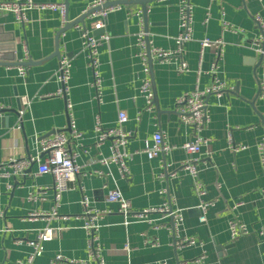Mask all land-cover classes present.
Here are the masks:
<instances>
[{"label": "crops", "instance_id": "0c3cea01", "mask_svg": "<svg viewBox=\"0 0 264 264\" xmlns=\"http://www.w3.org/2000/svg\"><path fill=\"white\" fill-rule=\"evenodd\" d=\"M34 1L38 5H66L69 23L80 20L93 2ZM191 3L193 39L181 51L188 71L180 73L175 65L151 61L152 112L146 110L140 94L144 74L137 57V34L140 30L147 33L150 50L178 49V0L122 4L108 15L105 29L94 32L95 36H109L99 49L101 101L92 86L93 72L78 28H91L89 17L68 27L57 41L64 28L59 11L34 8L27 11L25 20H17L12 13H0V104L5 107L0 112V164L37 157L39 139L60 131L70 136L71 123L83 134L80 141L69 143L78 154L81 173L75 183L69 184L57 207L55 178L39 174L38 162H33L24 174L15 175L7 168L8 175L0 177V264H60L54 262L57 255L96 264L90 261L83 228L84 195L93 209L105 211L98 223L106 264H180L203 253L205 264H264V237L260 235L264 230V165L258 150L264 142V98L259 97L264 54L253 47L262 35L254 18L258 15L264 19V0ZM138 11H142V20L136 15ZM224 21L235 30H224ZM206 38L224 42L222 60L213 48L202 50L201 42ZM62 55L72 63L66 96L57 95L61 83L56 75ZM21 60L28 70L24 78L17 70ZM217 63V77L227 91L221 98L207 97L208 121L202 133L207 145L202 149L199 166L207 194L202 200L194 190L192 176L181 169L191 158L183 146L192 137V130L180 122L176 101L197 85L202 89L211 86ZM25 99L32 102L20 119ZM120 112L128 116L124 128L132 133L125 147L128 176L121 174L118 165L101 162L111 156V142L101 146L95 143L97 122L114 128ZM156 132L163 133L165 142L173 147L165 163L161 158L149 159L143 151ZM172 172L176 177L170 176ZM115 188L132 203L134 211L162 206L170 195L174 208L180 209L184 218L178 235L165 228L155 230L140 221L124 225L118 204L107 200ZM202 201L213 203L205 223L199 220ZM54 208L56 217H30L33 213L51 214ZM151 217L162 226L172 222L158 214ZM234 220L246 224L250 234L233 239L230 225ZM48 227L55 231L52 240L45 242L42 254L29 262L34 251L29 242ZM187 238L197 243L179 248L177 241ZM154 242L159 246H150Z\"/></svg>", "mask_w": 264, "mask_h": 264}, {"label": "built area", "instance_id": "2783aa9c", "mask_svg": "<svg viewBox=\"0 0 264 264\" xmlns=\"http://www.w3.org/2000/svg\"><path fill=\"white\" fill-rule=\"evenodd\" d=\"M117 0H93L88 5L84 13L89 10L100 8L90 14L88 17L91 21V28L86 26H79L81 32V38L83 41V49L87 54L88 66L93 72L92 86L96 91V97L99 101L102 100L103 93V79L100 74V58L99 49L105 43L109 41V36L104 34L101 36H95L94 32L104 30L105 23L108 15L115 10L121 8L120 5L109 6L104 8L106 4L115 2ZM168 1V0H167ZM179 15H180V29L181 33L177 38L178 49L174 51H165L158 49H149V43L147 41V33L143 30L137 34V46L139 52L137 57L142 66L143 79L140 86V94L145 99L146 110L152 112L154 110L153 100L154 92L152 88V81L150 78V66L151 61L175 65L180 73L188 71V64L181 58L182 47L186 42L193 39V5L191 0H178ZM34 8L50 9L52 11L61 12L62 27H65L68 23L66 19V5L63 4H42L38 5L34 0H14L5 1L0 0V13H12L17 20H25L28 10ZM136 15L142 20V11H138ZM255 24L260 29L262 35L253 44L255 51L261 55L264 54V19L260 16H255ZM224 30H235L233 26L224 21ZM202 50L207 48H213L216 51V55L219 60H222L224 54V42L222 40H210L208 38L201 42ZM24 61H20L18 66V75L24 78L27 75V68L23 65ZM72 63L67 55H62L60 58V67L57 72V80L61 83V87L57 92L59 96H66L69 91L68 83L71 78ZM219 70L218 63L215 65L213 73H215L214 83L202 89L199 85L189 94H184L176 101V107L179 114V120L182 124L188 126L192 130V137L184 144L183 148L191 156L190 160L181 165V169L185 170L194 181V190L198 197L202 200L207 194L206 187L200 180V163L202 162L201 154L202 149L207 145V141L202 136L205 129V125L208 121V107L207 97L210 95H216L221 98L225 95L227 88L223 82L217 77ZM259 97L264 98V77L259 82ZM31 100L25 99L23 108L20 109L19 115L22 119L25 110L30 106ZM71 108V105L68 104ZM5 107L0 104V112ZM129 121L128 116L124 112L119 113L117 126L114 128H105L101 122L96 124V137L95 143L99 146L103 145L107 141H110L111 156L101 159V162L109 165L116 164L119 166L120 172L123 176L129 175V170L126 165V159L128 157L125 147L128 140L132 137V133L127 132L124 128L125 124ZM71 135L68 136L65 131L56 132L52 135L45 136L38 141V156L31 158V160L13 159L8 163L0 164V177L7 176V168L13 170V174L21 175L29 169L33 162H38L39 174H52L55 178L54 190L56 207L61 200V196L64 192L69 190V184L77 181L78 175L81 173V167L77 164L78 154L70 149L69 143L71 140L80 141L83 139V134L77 131L71 123L70 126ZM80 147L82 145H79ZM173 149L172 146L165 142L163 133L156 132L153 135L152 140H149L145 144L144 152L149 159L161 158L164 162L165 157ZM259 154L264 165V142L258 146ZM42 157V159H41ZM165 163V162H164ZM166 166V164H165ZM170 176L176 177V172L170 173ZM167 194V191L163 192ZM107 200L110 203H116L119 206V212L124 218V225H129L134 221L145 222L151 225L155 230L160 228L167 229L171 234L178 235V230L183 223L182 211L178 208H174V200L169 195L167 201L159 207H150L142 211H134L132 203L123 195L120 189L115 188L108 193ZM82 205L84 207V226L87 234L88 251L90 261L96 264H106L105 258L102 254V246L100 242L99 230L100 225L98 220L105 211L101 212L91 207L90 199L84 195L82 198ZM213 206L212 202L202 201L200 205L201 217L200 222L205 223L207 221V214L210 207ZM239 206V205H237ZM154 214L162 215L171 219V224L167 226L160 225L151 216ZM56 217L58 216L57 208L50 213H33L31 218L37 217ZM231 236L236 239L241 236L250 234V230L246 224L238 220H234L230 225ZM53 228H46L40 231L35 241H30L29 245L33 248V253L29 258V262H32L35 257L40 256L43 252V244L52 240ZM260 235L264 237V230L260 232ZM178 239V237H176ZM197 242L194 239H185L180 242L177 241L179 248L186 246H193ZM150 246H159L158 242L151 243ZM125 250L130 251L126 246ZM55 263L60 264H89L85 261L69 260L63 255H57L54 259ZM206 254L203 253L199 257L185 261L180 264H205ZM19 264H25L19 262ZM156 264H171L167 261H159Z\"/></svg>", "mask_w": 264, "mask_h": 264}, {"label": "water", "instance_id": "95a60500", "mask_svg": "<svg viewBox=\"0 0 264 264\" xmlns=\"http://www.w3.org/2000/svg\"><path fill=\"white\" fill-rule=\"evenodd\" d=\"M148 0H139V1H130V0H117L115 2H112V3H109V4H106L104 6V8H107L109 6H115V5H122V4H130V3H134V2H138V3H142V4H145L147 3ZM97 10H100V8H95V9H92V10H89L88 12L82 14V17L80 18V20H77L76 22H73V23H69V20L67 18V8H66V19L68 21L67 25L58 33V39L57 41L59 40V36L68 28V27H73V26H76V25H79L80 22H82L86 17H88L90 14H92L93 12L97 11ZM70 131V129L68 130ZM56 133V132H55Z\"/></svg>", "mask_w": 264, "mask_h": 264}]
</instances>
